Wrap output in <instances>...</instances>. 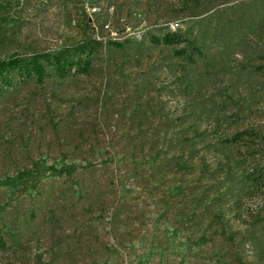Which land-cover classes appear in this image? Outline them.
Here are the masks:
<instances>
[{
    "label": "rangeland",
    "instance_id": "obj_1",
    "mask_svg": "<svg viewBox=\"0 0 264 264\" xmlns=\"http://www.w3.org/2000/svg\"><path fill=\"white\" fill-rule=\"evenodd\" d=\"M86 37L108 41L85 69L0 94V206L76 162L51 116L110 160L115 192L40 208L20 264H264V0H0V58Z\"/></svg>",
    "mask_w": 264,
    "mask_h": 264
},
{
    "label": "trees",
    "instance_id": "obj_2",
    "mask_svg": "<svg viewBox=\"0 0 264 264\" xmlns=\"http://www.w3.org/2000/svg\"><path fill=\"white\" fill-rule=\"evenodd\" d=\"M197 2L198 0H192ZM131 39V38H123ZM136 41L138 39H131ZM165 40L171 42L173 35H166ZM106 39L86 37L69 43H60L52 48H44L25 55H8L0 58V73L13 64H16V76L14 79L0 75V94L7 89H13L16 85L42 81L44 78L61 79L79 69H85L89 62V57L94 53L95 48L106 42ZM185 58L193 61L195 56L200 55L199 46L191 38L185 40ZM79 104H77L78 106ZM70 107L64 116H72ZM53 116L48 119V125L54 129L52 139V150L72 159L76 158L67 175L62 178L46 177L36 181L33 192L29 194L14 195L9 202L0 206V258H5V263L20 264L19 251L17 249L18 234L16 227L21 225L27 227L36 218L40 208L54 204L57 208H73L80 204V201L89 197L101 196L104 194L114 195L113 177L116 169L111 165L110 160L99 161L95 157L97 150L89 143L83 146L82 133L73 131L68 138L60 139L57 136L56 128L60 118ZM77 138L76 142H73ZM79 142V143H78ZM86 162L84 163V160ZM102 199V205L105 204ZM119 201H113L111 207H119ZM85 208L86 205H80ZM48 208V207H47ZM82 210V209H81ZM47 211V220L50 221L51 212Z\"/></svg>",
    "mask_w": 264,
    "mask_h": 264
},
{
    "label": "built area",
    "instance_id": "obj_3",
    "mask_svg": "<svg viewBox=\"0 0 264 264\" xmlns=\"http://www.w3.org/2000/svg\"><path fill=\"white\" fill-rule=\"evenodd\" d=\"M87 9L91 12L97 10V6L94 4L88 5ZM176 26V22H170L168 23V28H174ZM123 30H126V35L125 38H131V39H139L140 33L138 31L133 32L130 27H123ZM129 30V31H128ZM109 38V37H108ZM99 39H104V38H99ZM107 39V37H106Z\"/></svg>",
    "mask_w": 264,
    "mask_h": 264
}]
</instances>
